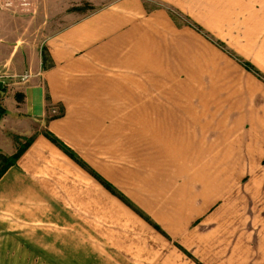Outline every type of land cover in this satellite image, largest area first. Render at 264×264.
Masks as SVG:
<instances>
[{"label": "crops", "instance_id": "obj_1", "mask_svg": "<svg viewBox=\"0 0 264 264\" xmlns=\"http://www.w3.org/2000/svg\"><path fill=\"white\" fill-rule=\"evenodd\" d=\"M84 1L0 0V264H264V79L186 21L264 74V0Z\"/></svg>", "mask_w": 264, "mask_h": 264}, {"label": "rangeland", "instance_id": "obj_2", "mask_svg": "<svg viewBox=\"0 0 264 264\" xmlns=\"http://www.w3.org/2000/svg\"><path fill=\"white\" fill-rule=\"evenodd\" d=\"M172 7V6H171ZM89 9H91V7H89L87 4H85L84 0H80L79 3V13H83L84 11H88ZM169 12L172 14H170L177 22H181L180 20H186L185 18V14L183 15V13H179L178 10H175L174 8H169ZM187 17V16H186ZM189 19V18H188ZM186 20L191 26H193V28L195 30H197L198 32H200L204 37H207L209 39V42H211V44L215 45L217 48H220L222 53L224 55L229 56L231 59L226 58L224 56L223 58V63H224V67L227 69H231L233 74L239 75L240 77H244L245 74L243 73L244 71L241 69V67H239V64L241 66V61H246L245 59H243L240 55H238L236 52L233 51V49L227 45L225 42H223L222 40L218 39L217 37H215L212 33H210L209 30L205 29V28H201L196 22L192 21L191 19ZM190 21V22H189ZM209 53H217V54H222L219 51L209 48ZM217 57V56H216ZM220 56H218L219 58ZM235 62V64L238 65H234L233 61ZM249 63V62H248ZM250 64V63H249ZM243 65V64H242ZM251 65V64H250ZM243 67L245 68V66L243 65ZM247 69V68H246ZM249 70V69H247ZM255 70L264 77V74L257 70L255 68ZM251 72H253L252 70H249ZM258 76V75H257ZM14 140H18L17 137H14ZM20 141V140H18ZM21 142V141H20ZM17 143V141H16Z\"/></svg>", "mask_w": 264, "mask_h": 264}, {"label": "trees", "instance_id": "obj_3", "mask_svg": "<svg viewBox=\"0 0 264 264\" xmlns=\"http://www.w3.org/2000/svg\"><path fill=\"white\" fill-rule=\"evenodd\" d=\"M44 57V56H43ZM241 63L245 66V68L252 70L255 72L259 77L263 78L262 75H260L255 68L250 65L248 62L241 61ZM4 112V108L0 106V115ZM44 134L55 144H57L67 155L72 157L77 163H79L81 166L85 167L92 175H94L105 187H107L109 190L114 191L113 187L105 181L101 176H99L95 171H93L88 165L79 158L75 152L69 148L67 145H65L62 141H60L57 137H55L51 132L45 130ZM17 137V136H15ZM17 141L16 149L10 153V154H3L0 153V175L3 173V171L11 164L15 163L16 158L18 155L22 152L24 147L28 144L29 138H25L23 142Z\"/></svg>", "mask_w": 264, "mask_h": 264}, {"label": "water", "instance_id": "obj_4", "mask_svg": "<svg viewBox=\"0 0 264 264\" xmlns=\"http://www.w3.org/2000/svg\"><path fill=\"white\" fill-rule=\"evenodd\" d=\"M4 84H5L4 80L0 78V89L3 88Z\"/></svg>", "mask_w": 264, "mask_h": 264}, {"label": "built area", "instance_id": "obj_5", "mask_svg": "<svg viewBox=\"0 0 264 264\" xmlns=\"http://www.w3.org/2000/svg\"><path fill=\"white\" fill-rule=\"evenodd\" d=\"M26 76V73H24L23 75H21V77H25ZM2 79V78H1Z\"/></svg>", "mask_w": 264, "mask_h": 264}]
</instances>
